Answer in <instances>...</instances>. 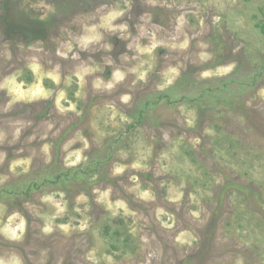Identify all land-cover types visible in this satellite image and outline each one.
Returning a JSON list of instances; mask_svg holds the SVG:
<instances>
[{
    "label": "rangeland",
    "instance_id": "1",
    "mask_svg": "<svg viewBox=\"0 0 264 264\" xmlns=\"http://www.w3.org/2000/svg\"><path fill=\"white\" fill-rule=\"evenodd\" d=\"M93 27L101 38L85 47ZM117 71L114 87L95 86ZM12 76L51 95L16 100L0 87V230L24 222L20 240L0 231V257L264 264V0H0V85Z\"/></svg>",
    "mask_w": 264,
    "mask_h": 264
},
{
    "label": "clouds",
    "instance_id": "2",
    "mask_svg": "<svg viewBox=\"0 0 264 264\" xmlns=\"http://www.w3.org/2000/svg\"><path fill=\"white\" fill-rule=\"evenodd\" d=\"M122 13L121 12H118V11H113L111 13H109V15H107L106 17H103V24L101 26L103 27H107V28H112V23L111 21L114 20L116 17L120 16ZM121 28H125L126 26L122 25L120 26ZM89 32L92 33V35H89V36H86L83 38V43H84V46L86 47L87 46V43L90 42V41H98L101 37L100 35L97 33L96 31V28L93 27L91 29H88ZM155 39V38H154ZM157 43L158 42H154L150 48H140L139 45L137 46L138 47V50L140 52H151L153 48H155L157 46ZM187 40L184 41L183 44H180L179 47H187ZM177 45H173V47H176ZM66 47L68 48V50H71V44H68L66 45ZM60 55H66V53H58ZM208 57L205 55V56H202V59H207ZM30 67L32 68V70L34 72H37L39 73V65L35 62V60L33 61V63L30 65ZM142 67V65H141ZM92 71L91 68H84L82 71H78L76 73V75L80 78V83L81 85L83 84V76L85 73L87 72H90ZM130 71H133V72H137L138 74V79L140 80H143L145 78V72L143 71H139L138 68H133L131 69ZM220 71L222 72H226L228 71V69H221ZM177 69L176 68H171L169 69V72L168 73H165V78H166V84H170L172 82V79L175 77V75H177ZM45 75L49 76L52 80L56 81V82H59L60 80V76L58 74V71H53V72H48V73H45ZM205 76L209 75V73H204ZM124 76H125V73L123 72H120V71H117L115 74H114V79L112 82L108 83V84H104L102 83L101 81L97 80L95 82V86L97 88H107V89H111L112 87H114L115 83L118 82V81H121L124 79ZM39 78V76H38ZM166 85H161V87H164ZM0 87H3V88H7L9 90V93L12 94L14 96V99L16 100H19V99H34L36 97H39V96H44V97H47L49 95H51L50 92L48 91H45L39 84L37 85H34L32 88H30L27 92H23L21 91V85L17 84L16 83V76H12V77H9L8 79H6L4 81V83L2 85H0ZM77 95H79V93H77ZM65 98V94L63 91H61L59 93V97L57 99V106L60 108V111L63 112L65 111V109L60 106V101L63 100ZM130 99L129 96L125 95L122 97V100L124 102H127L128 100ZM74 107V106H73ZM114 111V110H113ZM115 114V113H114ZM189 123H191V121H189ZM15 135H19V128H17L16 130V133ZM4 138V134L3 133H0V140H2ZM81 139H83L82 137H80ZM85 147H87V143L85 142ZM45 152L48 151V146L45 145L44 149H43ZM75 157L76 160H72L71 157ZM3 158V155L0 154V159ZM80 153L79 152H74V153H71L70 156H69V160H68V163H75L76 161H78L80 159ZM142 158H146V157H142ZM29 161L27 160H24V161H15L12 165L13 169L16 167V165L18 164H27ZM142 165L139 163V161L137 163H135L133 165V167H136V168H139L141 167ZM27 169L25 168V171ZM116 173H120L123 171V168L122 167H117L115 169ZM135 179V178H133ZM99 191V190H97ZM61 196L63 195L62 193L60 194ZM142 197L143 198H149L148 197V194L147 193H141ZM180 193H177L174 197H170V199H180ZM108 196H109V192L106 191V192H102V193H99V199L101 201H104V202H107L108 200ZM43 199L45 201H52L53 200V197L52 196H49V195H45L43 197ZM81 200H84L85 197L81 196L80 197ZM119 207L121 208H125V205L123 204V202H120ZM109 207H111V205H109ZM3 213V209L0 208V214ZM158 214H163V210H159V213ZM194 215H198L197 213H194ZM19 219L20 220V223L16 225L15 228L11 227L10 225L13 223V221ZM169 219H171V217H169ZM84 225H82L81 227H83ZM165 227H171L172 225L171 224H165L164 225ZM23 230H24V222H23V219L20 218L18 216V214L16 216H13L10 218L9 220V226H5L2 230L3 234L8 237L9 239L11 240H20L23 236ZM43 231L45 233H48V232H51L52 231V228H51V225L49 223L48 226H46ZM185 234H181L180 237H178V239L180 240V242H183V236ZM89 259H95V257L93 255H89ZM105 259H108V260H111L110 257H105ZM0 264H22V261L20 259V257L16 254H12L11 258L10 259H4L2 257H0Z\"/></svg>",
    "mask_w": 264,
    "mask_h": 264
}]
</instances>
